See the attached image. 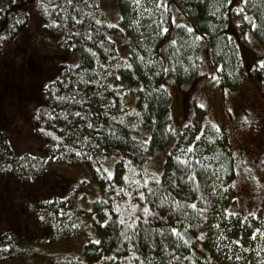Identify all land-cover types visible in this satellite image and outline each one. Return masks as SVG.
I'll return each mask as SVG.
<instances>
[{
	"label": "trees",
	"instance_id": "16d2710c",
	"mask_svg": "<svg viewBox=\"0 0 264 264\" xmlns=\"http://www.w3.org/2000/svg\"><path fill=\"white\" fill-rule=\"evenodd\" d=\"M4 1L0 53L27 26L32 9L80 60L58 66L34 108L36 153L15 151L0 130V264H29L35 244L72 237H83L80 253L51 255L46 264L225 263L226 245L239 246L244 229L233 209L224 132L208 124L197 137L185 133L160 177L147 165L173 135L163 83L169 77L183 83L194 73L193 45L184 33L176 39L179 27L203 42L217 80L234 87L260 76L257 64L246 71L240 50L246 30L264 47V0H166L164 31L149 17L140 19L144 43L133 33V43L126 38L102 0ZM115 5L117 15L129 8L126 0ZM170 43L161 65L154 55L162 59L160 46ZM79 165L99 190L89 210L78 198L86 181L64 185L49 178L59 176L57 166ZM41 183L42 194L36 192Z\"/></svg>",
	"mask_w": 264,
	"mask_h": 264
},
{
	"label": "rangeland",
	"instance_id": "374dc122",
	"mask_svg": "<svg viewBox=\"0 0 264 264\" xmlns=\"http://www.w3.org/2000/svg\"><path fill=\"white\" fill-rule=\"evenodd\" d=\"M126 1L129 8L121 10L119 15L116 14V0H102V7L111 21L119 22L125 29L126 38H130L131 43L134 41L132 33L140 43H144L145 27L141 21L144 17H149L150 23L159 31L165 30L166 0ZM3 2L0 0V4ZM29 11L27 26L0 53V130L6 132L15 151L36 153L34 144L39 140L34 138L31 128L34 108L42 101L44 87L53 79L58 66H75L79 63L80 52L62 46L58 34L44 28L36 12ZM134 29L137 32L134 33ZM181 29L182 26L176 32V39L179 40L184 33L182 36L192 43L194 73L189 79L183 78V83L176 84L170 77L163 83L170 95L173 135L163 150L154 153L147 166L160 177L166 155L185 133L187 139L190 138L188 132L197 137L208 124L222 130L233 162L234 175L230 179L235 200L233 209L240 215L244 233L239 246L226 245L229 255L225 263L223 260L219 264H261L264 255V82L261 78L264 76V47L255 41L252 33L244 32L240 50L243 64L246 71L257 64L260 76L246 77L233 87L217 80L215 70L204 56L203 42ZM171 36V39L175 38L173 32ZM171 46L172 43L160 46L161 58L164 54L169 55ZM142 49L146 51L143 46ZM139 57L142 58V54ZM154 58L158 62L162 60L161 65L166 63L158 55ZM187 143L191 144L192 140ZM112 162L106 165L109 174H112ZM55 170L59 176L55 173L49 177L54 183L87 182L85 187L80 186L78 198L83 210H89L90 202L99 193L90 177V170L83 165L57 166ZM42 184H39L37 193L47 190ZM56 188L57 191L61 189L57 185ZM83 240V237H72L52 242L49 246L30 242L36 245L37 250L29 264H46L51 255L79 254Z\"/></svg>",
	"mask_w": 264,
	"mask_h": 264
}]
</instances>
